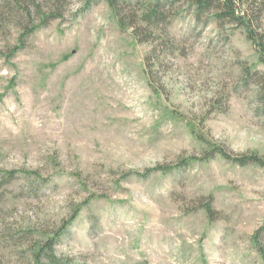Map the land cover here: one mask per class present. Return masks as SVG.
<instances>
[{
    "label": "rangeland",
    "instance_id": "obj_1",
    "mask_svg": "<svg viewBox=\"0 0 264 264\" xmlns=\"http://www.w3.org/2000/svg\"><path fill=\"white\" fill-rule=\"evenodd\" d=\"M36 2L61 15L43 26L0 0V264H38L72 217L65 264H264V168L197 161L264 159V84L245 73L264 64L245 30L175 5L178 51L159 48L154 90L149 45L105 0Z\"/></svg>",
    "mask_w": 264,
    "mask_h": 264
},
{
    "label": "trees",
    "instance_id": "obj_2",
    "mask_svg": "<svg viewBox=\"0 0 264 264\" xmlns=\"http://www.w3.org/2000/svg\"><path fill=\"white\" fill-rule=\"evenodd\" d=\"M6 9L10 6L7 1H13L17 6L25 5L24 11L26 16H31L30 7L36 9V13L41 16V24L47 25L52 19L59 17L60 13L42 12L40 5L36 0H3ZM112 14L117 19L118 25L122 31L131 30V34L139 44H148L149 51L144 57V66L150 86L154 90L161 89L160 84L155 80V69L159 68L163 63L160 60L159 48L171 47V53L178 51L177 45L168 33V26L175 13V5L184 3L188 5V9L192 10L196 23H201L202 19L213 18L217 24H233L235 27L243 28L249 42L256 48L260 55V61L264 64V28L261 22L262 5L258 0H105ZM8 7V8H7ZM260 9V10H259ZM11 11V10H10ZM208 20L204 23L207 24ZM38 26L27 29L22 34V39L31 34ZM161 38V43H156L157 37ZM21 39V40H22ZM166 56V55H165ZM246 79L255 78L256 82L263 86L264 74L259 72H250L246 70ZM249 77V78H248ZM264 99V96H263ZM219 156L224 160L231 162L240 167L247 165H255L264 168V159L255 154L245 155L242 157L232 156L225 150L216 147L211 151H207L197 161H210L215 156ZM183 165L188 164V160H184ZM165 167L155 168L156 171H165ZM20 172L1 173L5 176V182L16 179ZM22 175L27 177L36 175L35 173H27L22 171ZM203 209L209 217L212 216V208L209 203L203 206ZM74 219L70 218L69 222L55 233V236L46 240L38 248L34 254L35 262L41 263L45 260L47 264H65L62 259L55 255V245L64 232L66 226Z\"/></svg>",
    "mask_w": 264,
    "mask_h": 264
}]
</instances>
